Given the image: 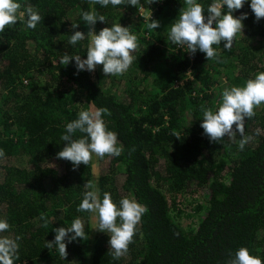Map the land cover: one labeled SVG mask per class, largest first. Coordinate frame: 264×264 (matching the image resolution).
<instances>
[{"label": "trees", "instance_id": "obj_1", "mask_svg": "<svg viewBox=\"0 0 264 264\" xmlns=\"http://www.w3.org/2000/svg\"><path fill=\"white\" fill-rule=\"evenodd\" d=\"M43 18L34 29L23 20L0 33V219L20 236L14 264H226L240 247L264 261V110L245 120L251 137L240 150L236 140L211 142L201 128V106L215 110L224 88L243 86L264 71V18L256 20L251 0L233 12L247 13L231 50L214 47L219 60L193 55L168 40L170 24L183 0H156L138 6L92 5L89 0H18ZM205 9L210 4L198 0ZM151 12L145 22L139 9ZM95 8L105 21L95 31L120 23L136 35L138 48L129 69L119 76L77 71L68 54L86 59L88 38L68 43L74 31L87 35L82 12ZM227 11V9H224ZM151 18L159 27H149ZM72 23H78L73 29ZM224 78V79H221ZM152 83V86H151ZM81 100V103H79ZM82 104V105H81ZM106 108V127L117 134L118 157L99 158L97 186L119 206L133 198L148 211L136 227L126 255L114 260L107 233L92 238L91 213L78 212L84 184L94 182L93 159L73 168L56 153L68 122L81 110ZM235 130V125L233 126ZM259 130V134H257ZM82 134L77 132L74 138ZM207 191L205 211L196 229L172 214L163 190ZM44 213L48 226L40 219ZM79 217L85 239L67 240V257L45 247L55 228Z\"/></svg>", "mask_w": 264, "mask_h": 264}, {"label": "clouds", "instance_id": "obj_2", "mask_svg": "<svg viewBox=\"0 0 264 264\" xmlns=\"http://www.w3.org/2000/svg\"><path fill=\"white\" fill-rule=\"evenodd\" d=\"M89 2L102 7H107L109 4L113 6L127 4L136 7L140 0H89ZM147 2L150 5L156 0H147ZM244 3L245 0H213L207 7L208 15L205 17V9L198 0H183L179 15L170 24L168 40L186 48L187 52L193 55L199 50L205 54L207 61H218L219 53L214 45L219 46L223 41V48L231 50L237 34L243 30L242 21L247 18V13L236 17L233 12L241 9ZM250 7L257 21L264 18V0H251ZM21 8L22 5L18 0H0V33H3L6 27L15 25L18 20H23L27 28L34 29L43 19L32 6L24 7L23 11ZM225 8L227 11L224 10ZM81 15L82 21L89 26V31L87 35L82 31H74L68 43L76 45L87 36L86 59H82L80 55L65 54L59 62L66 66L74 60L78 72L94 71L98 65H102L105 76L123 75L135 59L132 53L139 46L136 35L120 23L104 27L97 33L94 26L98 20L104 22L105 17L98 16L95 8L91 11H83ZM71 27L76 29L78 23H72ZM149 27L156 29L159 27V22L151 18ZM261 105H264V71L256 73L254 78L247 79L243 86L224 88L215 110L202 105L203 118L200 126L211 142H220L226 136L235 141L239 132L241 138L238 147L242 151L251 139L245 135V120L254 117L255 109ZM106 113H108L106 108L80 110L78 118L65 126V132L60 140L67 143L56 153L57 158L71 162L75 169L80 164L88 166L93 155L101 159L105 156H120L124 149L118 146L117 134L106 127L102 118ZM234 125L235 130H233ZM77 132L82 135L74 138ZM4 156V150L0 149V158ZM84 189L77 211L94 215L96 218L94 228L108 234L109 252L114 260H119L127 254L136 227L148 209L129 197L121 198L118 206L108 192H104L101 198L98 186L91 180H87ZM40 219L43 221V226L47 227L49 221L44 213H41ZM9 229L7 220L0 219V233ZM54 231V240L47 241L45 247L49 249L55 247L63 259L67 257L65 241L85 239L86 236L84 223L79 217L75 218L70 226H61ZM20 239V236L12 238L8 235H0V264H14V260L19 259L20 245L17 241ZM226 264H264V261L251 255L246 247H240Z\"/></svg>", "mask_w": 264, "mask_h": 264}, {"label": "rangeland", "instance_id": "obj_3", "mask_svg": "<svg viewBox=\"0 0 264 264\" xmlns=\"http://www.w3.org/2000/svg\"><path fill=\"white\" fill-rule=\"evenodd\" d=\"M208 1L210 2V4L213 2V0H206V3H208ZM147 14H149L148 11ZM97 72H98V66L94 70L95 76L98 75ZM79 103H81V100ZM91 108H95V107L92 106ZM257 110L260 114L264 110V105L259 106ZM92 159H93V173L95 178L94 182L97 185V176L99 173V159L95 155H93ZM163 190L166 192V195L170 201L172 214L176 216V218L180 220L185 227H190V229H196L199 223L200 215L204 213L207 205L208 192L197 191L194 193L180 192V193L172 194L166 188H163ZM91 221H92L91 237L93 238L96 232V229L94 228L96 226V218L94 217L93 214L91 215Z\"/></svg>", "mask_w": 264, "mask_h": 264}, {"label": "built area", "instance_id": "obj_4", "mask_svg": "<svg viewBox=\"0 0 264 264\" xmlns=\"http://www.w3.org/2000/svg\"><path fill=\"white\" fill-rule=\"evenodd\" d=\"M139 12L144 17L145 21H149V19L151 17V12H149V14H147V10L144 7H141L139 9Z\"/></svg>", "mask_w": 264, "mask_h": 264}]
</instances>
